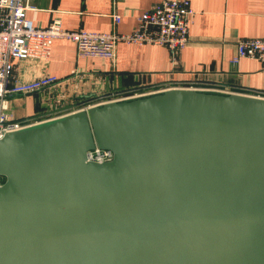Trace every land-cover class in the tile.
<instances>
[{"label": "water", "instance_id": "95a60500", "mask_svg": "<svg viewBox=\"0 0 264 264\" xmlns=\"http://www.w3.org/2000/svg\"><path fill=\"white\" fill-rule=\"evenodd\" d=\"M0 176V264H264V97L75 110L5 133Z\"/></svg>", "mask_w": 264, "mask_h": 264}, {"label": "crops", "instance_id": "0c3cea01", "mask_svg": "<svg viewBox=\"0 0 264 264\" xmlns=\"http://www.w3.org/2000/svg\"><path fill=\"white\" fill-rule=\"evenodd\" d=\"M162 0H32L27 17L47 26L58 19L68 30L130 33L137 17ZM194 13L189 27V43L173 63L168 47L158 44L119 42L114 61L77 55L75 43L57 38L52 42L49 61L28 59L17 62L19 73L33 78L48 72L63 79L73 94L66 105H86L111 91L159 88L168 85H218L242 94L260 92L264 96V67L254 58L231 62L240 38L264 37V0H188ZM121 14L115 23L113 14ZM16 116L43 112L45 101L39 94L9 98Z\"/></svg>", "mask_w": 264, "mask_h": 264}, {"label": "built area", "instance_id": "2783aa9c", "mask_svg": "<svg viewBox=\"0 0 264 264\" xmlns=\"http://www.w3.org/2000/svg\"><path fill=\"white\" fill-rule=\"evenodd\" d=\"M32 0H0V138L7 132L20 130L49 121L65 114L88 109L109 101H122L163 92L170 88H190L205 92L239 93L218 85L198 83L168 85L165 87H143L135 90L111 91L99 100L86 105H69L73 94L65 91L70 79L43 72L33 78L22 76L17 62L34 59L41 64L49 61L52 42L57 38L75 43L78 56L101 58L114 61L119 42L137 44H158L169 48L173 63H178L179 52L189 43V27L193 9L188 0H162L137 17V27L130 33L93 32L68 30L60 20H52L47 26L33 23L27 11L33 7ZM115 23L120 22L121 14H113ZM254 58L264 67V37L240 38L237 52L231 62L236 64L240 58ZM39 94L47 108L35 116H16L9 105V98L15 95ZM248 95L262 96L260 92ZM113 152L96 146L87 153V160L104 162L111 160ZM0 183L1 180H0Z\"/></svg>", "mask_w": 264, "mask_h": 264}, {"label": "trees", "instance_id": "16d2710c", "mask_svg": "<svg viewBox=\"0 0 264 264\" xmlns=\"http://www.w3.org/2000/svg\"><path fill=\"white\" fill-rule=\"evenodd\" d=\"M0 180H1V182H3L5 180V178L0 176Z\"/></svg>", "mask_w": 264, "mask_h": 264}]
</instances>
